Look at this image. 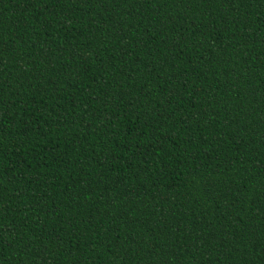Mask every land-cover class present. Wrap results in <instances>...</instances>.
Segmentation results:
<instances>
[{"label":"trees","instance_id":"1","mask_svg":"<svg viewBox=\"0 0 264 264\" xmlns=\"http://www.w3.org/2000/svg\"><path fill=\"white\" fill-rule=\"evenodd\" d=\"M0 264H264V0H0Z\"/></svg>","mask_w":264,"mask_h":264}]
</instances>
